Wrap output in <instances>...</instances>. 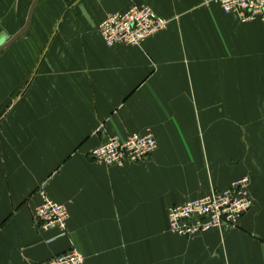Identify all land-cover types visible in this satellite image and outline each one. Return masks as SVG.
<instances>
[{
	"label": "crops",
	"instance_id": "1",
	"mask_svg": "<svg viewBox=\"0 0 264 264\" xmlns=\"http://www.w3.org/2000/svg\"><path fill=\"white\" fill-rule=\"evenodd\" d=\"M10 1L0 0V46L20 30L4 39ZM139 5L167 28L106 47L105 16ZM147 130L157 149L142 162L89 157ZM241 178L254 205L237 228L169 232V207ZM42 188L68 209L63 237L33 220ZM71 248L84 264H264V23L200 0H39L0 54V264Z\"/></svg>",
	"mask_w": 264,
	"mask_h": 264
},
{
	"label": "built area",
	"instance_id": "2",
	"mask_svg": "<svg viewBox=\"0 0 264 264\" xmlns=\"http://www.w3.org/2000/svg\"><path fill=\"white\" fill-rule=\"evenodd\" d=\"M203 6L215 4L227 15L242 22L264 23V0H200ZM168 20L159 17L149 6L139 5L124 13L107 14L98 26V33L106 47H139L146 40L165 30ZM157 149L152 133L112 136L94 148L89 157L97 164L123 167L149 158ZM40 203L33 208V220L43 231L57 230L58 236L67 233L69 212L65 205L51 200L40 190ZM254 205L249 192V181L241 178L226 190L196 198L168 208V230L171 234L195 238L212 230L235 229L241 218ZM43 264H84L83 255L76 249L58 254Z\"/></svg>",
	"mask_w": 264,
	"mask_h": 264
},
{
	"label": "rangeland",
	"instance_id": "3",
	"mask_svg": "<svg viewBox=\"0 0 264 264\" xmlns=\"http://www.w3.org/2000/svg\"><path fill=\"white\" fill-rule=\"evenodd\" d=\"M11 1L8 10V25L6 28V36H4V39H7L9 36H13V34H15L19 29L22 28L26 20L28 9L33 0H14V6H18L17 8L14 7V9L11 7ZM22 2L24 3L23 10L20 9Z\"/></svg>",
	"mask_w": 264,
	"mask_h": 264
},
{
	"label": "water",
	"instance_id": "4",
	"mask_svg": "<svg viewBox=\"0 0 264 264\" xmlns=\"http://www.w3.org/2000/svg\"><path fill=\"white\" fill-rule=\"evenodd\" d=\"M38 2L39 0L32 1L24 26L12 38H10V40H8L6 43L0 46V54L8 47H10L12 44H14L27 31L33 16L34 9L38 4Z\"/></svg>",
	"mask_w": 264,
	"mask_h": 264
}]
</instances>
